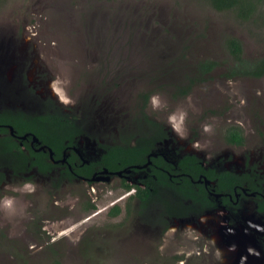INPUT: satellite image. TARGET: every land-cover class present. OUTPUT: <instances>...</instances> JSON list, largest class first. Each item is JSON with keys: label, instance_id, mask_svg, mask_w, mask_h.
Segmentation results:
<instances>
[{"label": "rangeland", "instance_id": "rangeland-1", "mask_svg": "<svg viewBox=\"0 0 264 264\" xmlns=\"http://www.w3.org/2000/svg\"><path fill=\"white\" fill-rule=\"evenodd\" d=\"M229 38L241 44L244 58H264V0H255V11L245 18L218 12L209 0H0V81L6 88L0 98L11 106L20 97L39 107L53 101L62 112L82 116L85 133L100 143L120 141L133 133L130 128L145 132V120H155L180 151L209 159L215 150L237 157L248 150L263 165L264 77L226 79L224 66L206 81L191 73L203 59L227 60ZM188 79L194 80L191 91L173 96ZM106 81L116 83L109 89L115 95L98 99L100 108L85 116L84 94ZM149 90L150 97L159 94L161 105L153 109L149 100L145 118L136 94ZM65 93L71 102L62 101ZM172 113L186 114L179 133L169 122ZM232 126L247 131L244 150L227 147ZM34 184L33 192L15 185V214L0 212V264H238L242 255L248 264H261L264 258L247 240L235 253L198 228L170 223L165 232L154 231L145 219L150 211L143 214L116 188L97 194L92 185L57 190L48 179ZM94 194V211L87 212ZM114 206L116 216L110 213Z\"/></svg>", "mask_w": 264, "mask_h": 264}, {"label": "flooded vegetation", "instance_id": "flooded-vegetation-1", "mask_svg": "<svg viewBox=\"0 0 264 264\" xmlns=\"http://www.w3.org/2000/svg\"><path fill=\"white\" fill-rule=\"evenodd\" d=\"M1 71L2 69L0 76ZM115 84L106 81L102 87L89 88L82 98L85 116L89 111L100 108L102 100L98 99L115 95L110 92L114 91ZM22 86L25 91L33 92L27 85ZM105 89L107 90L103 93L102 90ZM2 92L5 93L6 88L1 86L0 81V94ZM11 92L14 96H21L16 91ZM150 92L136 94L137 109L145 118L147 113L144 109L148 105ZM3 98H0L1 195H14V186L19 187L24 181L36 183L47 179L50 188L57 190L65 184L92 185L97 194H102L108 187L116 188L128 193V199L135 201L139 209L144 208L143 214L146 210L152 211V214L147 212L148 217L145 219L146 222H151L154 231L161 228L160 233L165 232L172 223L176 228L201 229L207 236H215L218 241L226 244L229 240L222 236L229 235V230L239 228L252 236L250 245L260 248L264 253V164L253 157V152L246 150L237 157L231 151L215 150L209 159L202 158L188 152L186 148L184 151L175 148L169 129L162 123L145 120L149 125L145 132L140 133L133 128L126 131L137 132V138H147V141L153 143L147 161L144 164L112 170L103 163L107 151L114 145L128 144L126 139L135 134H124L122 139L119 138L120 141L113 143H100L87 136L84 129L86 122L82 120V116L78 119L74 113L62 112L53 101H45L46 104L39 107L31 100L20 97L11 106ZM231 128L239 131L242 140L238 144L229 142L228 128L224 140L227 147L244 150L247 145V131L243 132L238 126ZM133 144L135 142L130 143ZM186 156H192L198 161L201 171L195 177L181 172L180 162ZM155 158L162 159L167 168L154 165L151 160ZM191 169L194 171L188 167V171ZM154 170L163 173L167 182L156 181L155 187L150 188V199L142 200L136 195L138 187L144 188L143 181L149 177L156 179ZM182 177H187L189 184L195 187L198 194L196 198H183L173 190V179ZM177 184L179 181L175 183ZM97 197L94 194V198L91 195L87 198V212L94 211L92 202ZM153 211H158L162 217H156ZM110 213L116 216L119 208L114 206ZM143 214L139 212L141 217ZM240 245L245 246L244 243ZM234 247L236 253L239 248L236 245ZM263 261L262 257L261 264Z\"/></svg>", "mask_w": 264, "mask_h": 264}, {"label": "trees", "instance_id": "trees-1", "mask_svg": "<svg viewBox=\"0 0 264 264\" xmlns=\"http://www.w3.org/2000/svg\"><path fill=\"white\" fill-rule=\"evenodd\" d=\"M209 5L214 10L218 12H235L239 17L245 18L250 16L255 11V0H209ZM225 48L227 50V60L222 59V61H215L210 59H203L197 65V70L192 71L195 76L200 80H209L211 75L214 74V70L219 66L226 67L225 74L223 75L226 79L229 78H261L264 77V58L257 60H250L243 57V51L241 44L234 38H229L225 41ZM222 62V65L221 63ZM194 80L188 79L186 84L178 83L176 85V92L173 96H185L193 86H195ZM183 85L182 88H179ZM146 99V97H145ZM227 139L231 143H240L242 138L239 135V131L230 128L227 132ZM126 145H114L109 148L107 154L104 156V165L108 166L109 169L116 170L121 167L144 164L147 161V155L153 148V143L147 141L149 139L137 138L136 135H131L127 139ZM135 142V144L130 145V143ZM156 166L162 167L167 165L160 158H155L151 160ZM181 172L195 177L197 173H200L201 169L198 167V161L192 156L184 157L180 162ZM188 167L193 168L188 171ZM156 173V179L148 178L143 181L144 188L138 187L137 196L142 200L150 199L151 191L155 187V182L166 183L167 177L163 173L154 170ZM153 172V173H154ZM179 181V184L175 185ZM174 187L173 190L180 194L183 198H196L198 195L195 191V187L189 184L187 177L175 178L173 179ZM170 183H167V185ZM202 191V190H201ZM155 192V191H154Z\"/></svg>", "mask_w": 264, "mask_h": 264}, {"label": "clouds", "instance_id": "clouds-1", "mask_svg": "<svg viewBox=\"0 0 264 264\" xmlns=\"http://www.w3.org/2000/svg\"><path fill=\"white\" fill-rule=\"evenodd\" d=\"M57 82H54L53 87L55 90V84ZM62 101L64 103H69L71 102L70 98L67 96V94L65 93V95L63 97H61ZM150 103L153 109H156L158 107H160L161 105V99L159 94H153L150 98ZM186 114L185 113H180L179 117L177 116L176 113H172L169 115L168 119L169 122L172 124L173 129L176 130L179 133V129H180V122H182L184 116ZM210 128V126L205 125V131H208ZM36 189V185L31 182V181H24L22 184L19 185L18 189H14V190H20V191H24V192H33ZM0 212H3L5 214L8 215H12L15 214L16 212V198L14 196H10V195H2L0 196ZM234 247V246H233ZM183 250H180L178 252V254H182ZM218 252H220V250L217 249ZM250 253H254L255 255H259L258 252H256L254 249H249L248 250ZM222 260V254L220 252V256L218 257V261Z\"/></svg>", "mask_w": 264, "mask_h": 264}, {"label": "water", "instance_id": "water-1", "mask_svg": "<svg viewBox=\"0 0 264 264\" xmlns=\"http://www.w3.org/2000/svg\"><path fill=\"white\" fill-rule=\"evenodd\" d=\"M229 235L227 236H222V237H226L227 240H229L228 243H226L227 246H234V245H239L240 246V241H249L251 242V235H249V233L245 230H241L239 228L233 229V231L229 230ZM239 251L237 250L236 253H238ZM238 264H248V262L245 260V258H243V255L241 256V259L238 260ZM250 264H254V262L252 261Z\"/></svg>", "mask_w": 264, "mask_h": 264}]
</instances>
